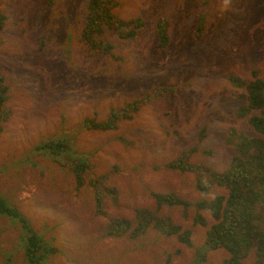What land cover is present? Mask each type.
<instances>
[{
    "label": "rangeland",
    "instance_id": "obj_1",
    "mask_svg": "<svg viewBox=\"0 0 264 264\" xmlns=\"http://www.w3.org/2000/svg\"><path fill=\"white\" fill-rule=\"evenodd\" d=\"M88 1L0 0L6 18L0 83L10 111L0 133V198L46 250H55L41 264H228L227 252L205 246L213 219L197 206L226 190L202 194L192 174L164 165L195 149L192 162L222 173L234 155L230 131L260 137L248 116L236 117L245 90L229 79L264 80V0H113L118 18L143 26L127 40L105 29L100 40L112 46L111 55L80 40ZM161 19L169 39L163 49L155 34ZM161 88L173 91L116 130L84 128ZM50 141L68 149L59 163L44 146L37 151ZM68 161L89 163L116 190L115 201L102 197V214L87 181L76 188L62 164ZM154 194H175L192 205H160ZM198 215L206 225L195 221ZM146 217L188 232L189 245L153 224L139 237L105 235L112 220L133 228ZM18 219L0 215V264H28V234ZM253 262L251 252L241 264Z\"/></svg>",
    "mask_w": 264,
    "mask_h": 264
},
{
    "label": "trees",
    "instance_id": "obj_2",
    "mask_svg": "<svg viewBox=\"0 0 264 264\" xmlns=\"http://www.w3.org/2000/svg\"><path fill=\"white\" fill-rule=\"evenodd\" d=\"M53 0H49L52 4ZM117 3L113 0H89L83 17V29L80 40L84 46L93 51L111 55L112 46L100 40L105 29L111 30L122 39H132L143 26L140 19L124 21L118 18L113 10ZM5 16L0 12V30L4 27ZM168 25L165 20H159L155 34L159 49L166 48L169 42ZM199 37V36H197ZM230 84L236 89H244L241 95L245 104L236 109L238 118L248 116L251 127L259 134V138L249 139L246 136L230 131L227 141L233 145L234 155L227 168L218 173L211 168L190 160L196 152L183 151L176 159L164 165L166 170L180 171L194 176L195 189L200 193H207L212 188L226 190V195L214 197L211 201H202L197 204L199 208L208 210L213 219L205 234V246L209 250L222 249L228 254V264H241V261L254 253L253 264H264V80L255 78L246 82L240 78L230 77ZM172 89L161 88L152 94H146L139 100L130 102L118 110H113L105 122L87 124L84 128L98 131L116 130L117 124L122 120H130L143 106L154 99H159L172 93ZM7 87L0 83V133L2 124L10 116L6 108ZM47 149L49 156L57 162L59 154L68 151L62 141H50L37 148ZM59 163V162H57ZM70 168L75 178L76 188L82 187L86 181L93 190L96 213L102 214V197L106 196L116 200L117 192L106 186L107 176L96 178L90 170V165L84 161H68L62 163ZM153 197L160 205L181 206L188 208L192 204L175 194H154ZM0 215L8 218H17L24 223L23 228L28 234L25 239L24 256L28 264H41L48 255L55 254L54 249L46 250L38 239L32 234L23 218L14 210H10L0 198ZM140 214V218H141ZM195 221L206 225L198 215ZM153 224L155 229L165 236L177 235L178 239L189 245V233L180 234L178 227L172 226L164 219H151L146 217L140 220L133 228L121 219L112 220L106 227V236L119 238L129 235L131 238L143 235L146 229ZM130 232V233H129Z\"/></svg>",
    "mask_w": 264,
    "mask_h": 264
}]
</instances>
